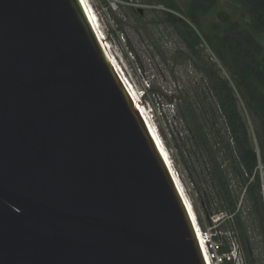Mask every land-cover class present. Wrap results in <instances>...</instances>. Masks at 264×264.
I'll use <instances>...</instances> for the list:
<instances>
[{
    "label": "water",
    "instance_id": "obj_1",
    "mask_svg": "<svg viewBox=\"0 0 264 264\" xmlns=\"http://www.w3.org/2000/svg\"><path fill=\"white\" fill-rule=\"evenodd\" d=\"M0 264H207L81 0H0Z\"/></svg>",
    "mask_w": 264,
    "mask_h": 264
},
{
    "label": "trees",
    "instance_id": "obj_2",
    "mask_svg": "<svg viewBox=\"0 0 264 264\" xmlns=\"http://www.w3.org/2000/svg\"><path fill=\"white\" fill-rule=\"evenodd\" d=\"M147 1L170 9L152 11L158 23L171 27L179 37L184 44V56L200 75L197 89H189L180 96L177 106L193 144L203 153L207 196L211 197L207 211L212 215L215 206L224 212L228 216L224 226L239 238L247 260L251 264L260 263L263 258L255 256L257 242L250 228L258 231L264 247V45L261 41L264 0H225L241 11V17H249L246 27L225 23L227 46L216 35L206 32L202 24L204 18L215 13H222L227 19V10L219 8L223 0ZM132 11L138 18L145 14V11ZM205 40L215 50L228 52L239 77L251 90L248 94L245 86L237 85L255 123L254 133L231 80L216 62L205 56ZM203 93L207 94L206 99L198 101ZM219 119H222L221 127ZM198 190L203 192L200 186ZM197 214L196 223L203 227L200 212ZM226 249L227 244L223 246Z\"/></svg>",
    "mask_w": 264,
    "mask_h": 264
},
{
    "label": "rangeland",
    "instance_id": "obj_3",
    "mask_svg": "<svg viewBox=\"0 0 264 264\" xmlns=\"http://www.w3.org/2000/svg\"><path fill=\"white\" fill-rule=\"evenodd\" d=\"M85 2L113 62L145 109L186 199L193 205L190 204V207L196 222L198 223L197 213L200 212L204 230L222 232L230 236L234 232L224 226L228 216L214 208L215 206L212 207V215L207 211L211 197L207 196L209 188L203 153L193 144L178 112L177 99L188 93L189 89L196 90L200 77L184 56V44L171 27L157 22V15L152 10L145 11L143 18H138L132 10L124 8L121 12L115 13L114 17L112 13L106 11L104 0H85ZM219 8L227 10L226 20V16L222 13H215L204 18L202 24L206 32L216 35L220 42L227 46L228 41L224 35L225 23L230 21L246 27L249 17H241V11L225 0ZM193 25L197 27L196 24ZM261 41L264 45V38H261ZM203 45L206 47L205 56L216 62L224 75L231 80L251 131L254 133L255 123L237 88L238 84L245 86L247 93L251 94L247 83L239 77L228 52H223L219 48V51L215 50L206 40ZM204 96L207 97V94L203 93L197 98L198 101ZM219 121L221 127L222 119ZM198 186L203 192L198 190ZM250 229L257 242L254 247L255 256L263 258L259 264H264L261 237L257 236V230L252 227ZM234 240L244 250L239 238L236 237Z\"/></svg>",
    "mask_w": 264,
    "mask_h": 264
},
{
    "label": "built area",
    "instance_id": "obj_4",
    "mask_svg": "<svg viewBox=\"0 0 264 264\" xmlns=\"http://www.w3.org/2000/svg\"><path fill=\"white\" fill-rule=\"evenodd\" d=\"M106 11L112 14L121 12L124 8L130 10H170L163 5H157L147 0H104ZM202 237L208 245L212 264H251L248 262L243 248L234 240L233 234L227 236L222 232H213L212 230L202 231ZM228 249L223 250L224 245ZM259 264V263H254Z\"/></svg>",
    "mask_w": 264,
    "mask_h": 264
},
{
    "label": "bare ground",
    "instance_id": "obj_5",
    "mask_svg": "<svg viewBox=\"0 0 264 264\" xmlns=\"http://www.w3.org/2000/svg\"><path fill=\"white\" fill-rule=\"evenodd\" d=\"M81 1H82L83 5H84V7H85V9H86V11H87V13H88V15H89V18H90V20H91V22H92V24H93V27H94V29H95L97 35H98V38H99V40H100V43H101L102 47L104 48V50H105L106 54L108 55V57L110 58L111 62H112V63L114 64V66L116 67V65H115V63L113 62V60H112V58H111V56H110V54H109V52H108V49H107V47H106V45H105V43H104V41H103V38H102L101 34H100L99 31H98V28H97V26H96V23H95L94 17H93V15L91 14V11H90L89 7L87 6L85 0H81ZM116 69H117V67H116ZM117 71L120 73V71H119L118 69H117ZM120 75H121L122 79L124 80V83L126 84V86H127L128 90H129L131 96L133 97V99H134V101H135L137 107L139 108V110H140V112H141L143 118L145 119L146 123L148 124L149 128L151 129V131H152V133H153V135H154V137H155V139H156V141H157L159 147L161 148V150H162L164 156L166 157V160H167V162H168V164H169V166H170V169H171V171H172V174H173V176H174L175 182H176V184H177L179 190L181 191L183 197L185 198L186 202H187L188 205L190 206V203L187 201V199H186V197H185V195H184V191H183V189H182V187H181V185H180L178 179L176 178V175H175L174 171H173L172 168H171V165H170V163H169V161H168L167 155H166V153H165V151H164V149H163V147H162V145H161V143H160V141H159V139H158V137H157V135H156V132H155V130H154V128H153V126H152V124H151V122H150L148 116H147V113H146L145 109H144V108L142 107V105L139 103V100L137 99V96H136L135 93L132 91V89L130 88V86L127 84V82H126L125 78L123 77V75H122L121 73H120ZM191 205H192V203H191ZM192 206H193V205H192ZM193 208H194V207H193ZM190 209H191V207H190ZM191 213H192V216H193V218H194V222H195V224H196V228H197V232H198L199 240H200V243H201V246H202V250H203V252H204V256H205L206 262H207V264H212V262H211V257H210V254H209L208 245L206 244L205 240H204L203 237H202V231H203V228H202L201 226H198V225H197L196 220H195V217H194V213H193L192 209H191Z\"/></svg>",
    "mask_w": 264,
    "mask_h": 264
}]
</instances>
